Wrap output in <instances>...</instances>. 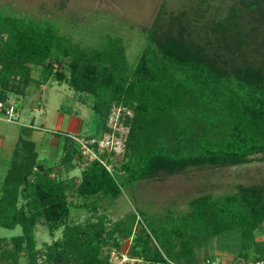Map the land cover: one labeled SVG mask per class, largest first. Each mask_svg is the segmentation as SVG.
I'll use <instances>...</instances> for the list:
<instances>
[{
    "label": "trees",
    "instance_id": "trees-1",
    "mask_svg": "<svg viewBox=\"0 0 264 264\" xmlns=\"http://www.w3.org/2000/svg\"><path fill=\"white\" fill-rule=\"evenodd\" d=\"M203 1L166 14L163 0L130 64L117 35L84 47L50 22L0 13V108L5 91L22 93L14 78L22 85L31 80L29 65L40 66L36 85L64 79L54 68V52L69 57L66 83L90 93L95 109L105 114L120 104L131 111L124 114L128 154L115 167L123 174L109 171L103 154L85 163L75 187L50 178L40 164L32 171L27 159L8 167L0 185V228L18 225L20 233L0 236L4 264H105L101 247L119 248L123 238H130L127 254L139 259L133 264L211 263L209 247L230 253L233 264L264 263V183L198 194L186 210L156 218L134 209L105 225L95 213L96 201H114L124 182L238 165L257 154L264 159V0H233L208 14ZM69 189L78 201L67 199ZM70 207L91 211L95 220L73 222ZM38 220L49 235L60 230L42 262L35 260Z\"/></svg>",
    "mask_w": 264,
    "mask_h": 264
},
{
    "label": "rangeland",
    "instance_id": "rangeland-1",
    "mask_svg": "<svg viewBox=\"0 0 264 264\" xmlns=\"http://www.w3.org/2000/svg\"><path fill=\"white\" fill-rule=\"evenodd\" d=\"M162 1L0 0V13L50 22L59 33L84 47L99 46L105 34L117 35L130 64L139 53L145 31ZM232 1L204 0L209 4L203 3L202 6L208 14L225 9ZM192 3L200 4V0H165L164 12L188 9ZM52 58L56 59L54 68L63 72L64 79L51 77L36 85L33 80L38 78L40 66L29 65L31 80L26 85L17 78L13 79V84H19L22 93L10 90L4 93L9 105L0 108L4 110L0 111V185L9 166L27 159L25 164L30 162L32 171L36 170V164H40L50 178L69 181L75 187L80 180V171L89 161L79 151L81 144H85L96 157L103 154L100 158L109 171L123 174L115 167H119L128 154L125 145L128 125H125L124 114L130 116L131 111L120 104H111L105 114L103 110L95 109L90 93L76 92L67 85L65 67L69 57L53 52ZM8 111L12 115L9 116ZM63 158L66 161L62 162ZM260 158L261 155L257 154L238 165L189 167L172 175L158 174L152 179L124 182L121 194L114 201L107 198L96 201L95 213L107 219L105 225L134 209L144 211L149 218L167 211L177 214L186 210L187 200L198 194L219 195L233 191L237 183H264V159ZM31 179L32 174L27 177L28 181ZM73 192L66 191L67 199L72 203L78 201ZM91 213L83 208L70 207V220L77 223H83L85 219L94 221L95 216ZM259 231H256L257 240L263 237L258 235ZM19 233L18 225L12 229L0 228V236ZM33 236L38 252L35 260L42 262L46 246L60 237V230L49 235L46 225L38 220ZM126 246L127 242L120 243L121 248ZM105 248L101 247L102 254H105ZM207 250L213 257L209 264H233L230 253H221L210 247ZM203 253L201 248L196 251L199 258ZM17 261L25 262L22 256ZM4 263L0 257V264Z\"/></svg>",
    "mask_w": 264,
    "mask_h": 264
},
{
    "label": "built area",
    "instance_id": "built-area-1",
    "mask_svg": "<svg viewBox=\"0 0 264 264\" xmlns=\"http://www.w3.org/2000/svg\"><path fill=\"white\" fill-rule=\"evenodd\" d=\"M12 110V107H11ZM9 116L12 115L11 111L6 112ZM81 155L83 158H87L88 160L97 158L94 154V152H91L85 144L80 145V150ZM102 164L103 162L100 161ZM106 167V166H105ZM107 168V167H106ZM108 169V168H107ZM127 242V246L125 248H116L111 246L110 248L105 249V256H106V262L105 264H133L135 262H138L139 259H136L134 257H131L127 254V247L129 246L130 243V238H123L121 239V242ZM245 264H264L262 263L261 260L255 261L253 263H245Z\"/></svg>",
    "mask_w": 264,
    "mask_h": 264
},
{
    "label": "water",
    "instance_id": "water-1",
    "mask_svg": "<svg viewBox=\"0 0 264 264\" xmlns=\"http://www.w3.org/2000/svg\"><path fill=\"white\" fill-rule=\"evenodd\" d=\"M6 104H2V107H4ZM1 112H3L4 110L2 109V110H0Z\"/></svg>",
    "mask_w": 264,
    "mask_h": 264
},
{
    "label": "crops",
    "instance_id": "crops-1",
    "mask_svg": "<svg viewBox=\"0 0 264 264\" xmlns=\"http://www.w3.org/2000/svg\"><path fill=\"white\" fill-rule=\"evenodd\" d=\"M60 122H61V121H60ZM59 124H60V123H57V126H59ZM23 126H24V125H23ZM68 126H69V125H68ZM24 131H26V130H24Z\"/></svg>",
    "mask_w": 264,
    "mask_h": 264
}]
</instances>
